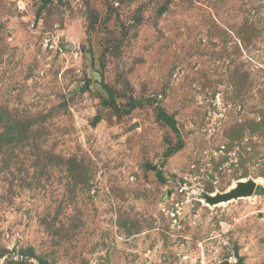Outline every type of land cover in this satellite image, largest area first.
<instances>
[{
  "label": "rangeland",
  "instance_id": "obj_1",
  "mask_svg": "<svg viewBox=\"0 0 264 264\" xmlns=\"http://www.w3.org/2000/svg\"><path fill=\"white\" fill-rule=\"evenodd\" d=\"M259 187L264 0H0V264H264Z\"/></svg>",
  "mask_w": 264,
  "mask_h": 264
},
{
  "label": "water",
  "instance_id": "obj_2",
  "mask_svg": "<svg viewBox=\"0 0 264 264\" xmlns=\"http://www.w3.org/2000/svg\"><path fill=\"white\" fill-rule=\"evenodd\" d=\"M256 188L257 184L253 180H249L244 184H238V187L232 190V192L229 194L208 197V201L211 204H219L221 202L230 201L232 199L250 197L255 194Z\"/></svg>",
  "mask_w": 264,
  "mask_h": 264
},
{
  "label": "bare ground",
  "instance_id": "obj_3",
  "mask_svg": "<svg viewBox=\"0 0 264 264\" xmlns=\"http://www.w3.org/2000/svg\"><path fill=\"white\" fill-rule=\"evenodd\" d=\"M249 181V180H248ZM248 181H246V182H248ZM246 182H244V181H241V182H239V183H234L227 191H226V193L225 194H229V193H231L232 192V190H234V189H236L237 187H238V184H244V183H246ZM255 182V181H254ZM256 183V182H255ZM214 197V196H213ZM228 203H230V201H225V202H221L220 204H219V206H226Z\"/></svg>",
  "mask_w": 264,
  "mask_h": 264
},
{
  "label": "trees",
  "instance_id": "obj_4",
  "mask_svg": "<svg viewBox=\"0 0 264 264\" xmlns=\"http://www.w3.org/2000/svg\"><path fill=\"white\" fill-rule=\"evenodd\" d=\"M258 191L260 195H264V188L259 187Z\"/></svg>",
  "mask_w": 264,
  "mask_h": 264
}]
</instances>
